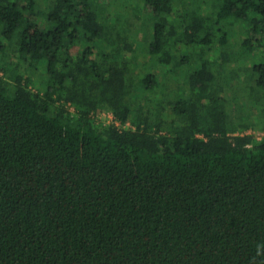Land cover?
<instances>
[{
    "label": "trees",
    "instance_id": "16d2710c",
    "mask_svg": "<svg viewBox=\"0 0 264 264\" xmlns=\"http://www.w3.org/2000/svg\"><path fill=\"white\" fill-rule=\"evenodd\" d=\"M143 3L0 0V264H264V0Z\"/></svg>",
    "mask_w": 264,
    "mask_h": 264
},
{
    "label": "rangeland",
    "instance_id": "374dc122",
    "mask_svg": "<svg viewBox=\"0 0 264 264\" xmlns=\"http://www.w3.org/2000/svg\"><path fill=\"white\" fill-rule=\"evenodd\" d=\"M107 1L108 0H101V4L100 7L103 9V11H108V9H110V11H112L113 17L114 18L116 15L118 16L119 21L121 22V24L123 26H125V30H130L131 35L134 36V44L137 47V51H139L140 56H144V49H146L147 45L145 44V41L149 39V35L147 34V28L145 27L146 23L149 24V26H151V18H149V13L151 8L148 5H145L143 3V0H112L111 5L107 6ZM131 2L135 5H138L139 7H131L128 11H124V12H120L119 8L124 6L123 3H128ZM111 18V19H112ZM217 26H214V29H216ZM243 28L245 27V25L242 26ZM235 28V27H233ZM227 29L228 31H230L232 33V35L234 34L236 37L234 38H238V33L240 31L236 30V29ZM242 28V29H243ZM182 26L178 29V31H182ZM130 35V36H131ZM212 35H214V33H212ZM254 39H257L259 37V34H252ZM235 40V39H233ZM239 39L236 41H232L230 43V50L232 51V47H238L240 48L241 45L239 44ZM228 46V44L226 45V47ZM225 48V47H224ZM179 53L181 54H186L188 51H190L192 49V47H188L185 45H181L179 46ZM249 50V49H248ZM246 49V51H248ZM245 51V50H244ZM250 57V56H249ZM246 57L244 58L241 57V59L237 60L236 62L234 61H230L227 64H223L222 66H219V69L217 70V72L215 73V77H216V84H220V85H225V84H230V86H225L224 88V93L227 96V93H230L234 95H236V97H234V99H241V89H245L244 87L249 86L251 84V81H253L251 79V75H250V70L245 71L246 73V78L244 79L243 82V86H241L240 84L237 83L236 80H231V76H233V69H231L234 66H243V67H247L245 65H250L253 63V59ZM245 64L243 63L244 60ZM13 60H16L13 57ZM257 60H255L254 62H256ZM249 67H247L248 69ZM251 79V80H250ZM37 81V79H36ZM250 81V82H249ZM247 82L249 85H244L247 84L245 83ZM182 88L183 90L186 89V85L182 83ZM230 91V92H229ZM249 92V91H247ZM231 96V95H230ZM228 97L231 99V97ZM99 118L104 121V122H109L111 121V115L108 113H102ZM261 135V134H260Z\"/></svg>",
    "mask_w": 264,
    "mask_h": 264
},
{
    "label": "clouds",
    "instance_id": "9594fccd",
    "mask_svg": "<svg viewBox=\"0 0 264 264\" xmlns=\"http://www.w3.org/2000/svg\"><path fill=\"white\" fill-rule=\"evenodd\" d=\"M262 249H264V244H257V250H256L257 256L261 255Z\"/></svg>",
    "mask_w": 264,
    "mask_h": 264
},
{
    "label": "built area",
    "instance_id": "2783aa9c",
    "mask_svg": "<svg viewBox=\"0 0 264 264\" xmlns=\"http://www.w3.org/2000/svg\"><path fill=\"white\" fill-rule=\"evenodd\" d=\"M109 114V113H108ZM111 115V114H110ZM111 121H113V117H112V115H111ZM111 121H109V122H111ZM117 123V122H116ZM118 124V123H117ZM128 124V123H127ZM261 136V135H260Z\"/></svg>",
    "mask_w": 264,
    "mask_h": 264
}]
</instances>
